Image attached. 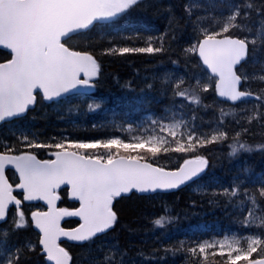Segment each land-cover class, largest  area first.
<instances>
[{"label":"snow or ice","instance_id":"obj_1","mask_svg":"<svg viewBox=\"0 0 264 264\" xmlns=\"http://www.w3.org/2000/svg\"><path fill=\"white\" fill-rule=\"evenodd\" d=\"M141 3L142 0H0V47L8 50L10 57L0 62V124L23 117L41 101H58L73 93L85 95L94 88L100 64L92 53L76 50L71 44L73 37L101 22L115 21ZM200 7L190 3L185 5V12L191 18ZM253 14L258 18L255 23ZM196 21L199 38L184 51L199 58L198 66L206 71L207 78L193 77L195 84L187 86L182 77L177 78L174 95L201 105L200 93L213 89L228 101L243 102L254 97L264 106V89L259 94L248 88L242 90V85L251 79L264 82V75L249 76L238 67L248 61L250 46L254 55L258 44H264V0H244L230 5L227 15L216 17L209 13L197 16ZM237 32L250 35L239 36ZM164 35L148 37L144 47H113L107 54L163 53ZM99 107L98 103L88 105L90 111ZM244 111L252 113L242 117L249 124L264 118V112L256 109ZM230 114L221 109L220 123L207 133L191 121L173 116L152 119L147 135L131 138L52 137L41 141L22 131L19 135L13 133L11 143L0 141V222L7 224L11 220L13 233L30 226L38 230L36 242L11 246L7 242L9 231L2 230L5 239L0 241V264H29V257L36 252L48 264H75L64 241L93 242L114 229L118 223L113 207L117 198L133 191L174 190L199 178L208 167V159L198 154L199 150L229 138L222 124ZM240 135L237 132L229 145L231 156L252 150L239 139ZM34 149L50 150L54 158L38 159ZM161 153L180 154L183 163L175 170L157 166L155 161ZM9 168L18 173L15 185L7 175ZM237 181L219 195L230 201L237 198L234 202L242 210L247 205L241 226L258 232L224 234L222 238L193 241L189 246L181 242L175 251L187 253L190 264H210L209 257H219L222 264H264V215H257L258 209L264 212L260 209L264 176L252 181L260 185L254 189L243 187L239 177ZM61 186H70L78 207H57ZM31 201L45 202L47 210L37 209L26 216L22 204ZM65 217L79 218L80 223L75 228H65L61 223ZM167 220V215H161L153 223L163 227ZM126 257L118 245H111L103 259L94 258L92 264H128Z\"/></svg>","mask_w":264,"mask_h":264},{"label":"trees","instance_id":"obj_2","mask_svg":"<svg viewBox=\"0 0 264 264\" xmlns=\"http://www.w3.org/2000/svg\"><path fill=\"white\" fill-rule=\"evenodd\" d=\"M244 0H142V3L115 21L101 22L89 30L73 37L71 44L76 50L92 53L100 64V73L93 79L95 87L85 95H71L51 103L39 102L26 115L10 123L0 124V141L11 143L20 132H27L39 140L57 139L68 134L71 137L89 138L105 136L109 119L114 108L124 107L135 117H166L174 109L181 111L197 129L210 132L220 123L221 109L231 114L223 119L222 130L228 133V139L200 149V155L208 159V167L201 176L191 184L169 192L161 191L152 194L133 192L114 201V210L118 214V223L114 229L101 235L93 242H69L64 246L73 255L75 264H92L93 259H103L111 245H118L127 253L128 264H190L187 253L175 251L183 242L186 246L193 241H201L211 236L222 237L231 230L246 235L256 228H244L241 221L247 211L237 207L229 198L219 195L223 189H231L239 177L243 187L254 189L260 185L253 184L256 177L264 176V118L253 120L250 124L245 115H251L256 109L264 112L260 101L246 100L238 104L219 99L217 92L209 89L200 93L202 104L193 105L173 93L174 81L183 78L185 85L195 84L193 77L206 79L199 58L186 54L188 48L199 38V27L196 17L209 13L216 17L227 15L229 6L243 3ZM200 4L191 18L185 12V5ZM258 18L253 14V23ZM171 22V23H170ZM203 26V25H201ZM167 34V35H164ZM239 36L248 33H236ZM164 35L163 53H128L110 55L107 50L113 47H144L148 37ZM7 50L0 48V62L9 59ZM175 62V63H174ZM240 68L242 73L259 77L264 75V44H258L252 54ZM166 80L168 82H166ZM242 88H248L255 94L264 89V82L251 79ZM83 97V98H82ZM100 104L99 108L90 111L89 104ZM195 116V120L192 117ZM95 120L104 122L100 128L93 127ZM247 128V131H243ZM237 132L239 139L250 145L251 151H240L231 156L233 137ZM40 159H51L50 150L34 149ZM156 164L165 168H178L183 163L180 154L161 155ZM10 181L15 185L18 174L8 170ZM61 207L69 209L79 206V202L68 196V187L58 191ZM242 198V197H241ZM259 200V198H258ZM194 205V206H191ZM22 209L26 216L31 211L46 210L41 202H25ZM264 209V202H260ZM264 215V212L257 210ZM161 215L168 220L163 227L154 225L153 221ZM80 223L78 218L66 217L65 227H75ZM11 220L0 224V241L5 238L2 230L7 229V242L22 244L36 242L37 233L34 227L18 230L10 229ZM170 249V251H165ZM255 255V254H254ZM210 264H222L219 257H209ZM29 264H48L39 253H32Z\"/></svg>","mask_w":264,"mask_h":264},{"label":"rangeland","instance_id":"obj_3","mask_svg":"<svg viewBox=\"0 0 264 264\" xmlns=\"http://www.w3.org/2000/svg\"><path fill=\"white\" fill-rule=\"evenodd\" d=\"M83 98V97H82ZM174 118L179 120L183 119L186 121H189V119L179 110L174 109L173 112L166 116L168 118ZM165 117H159V116H146V117H135L132 114H130V111L126 110L124 107L114 108L113 112L110 114L109 119L105 121V123L108 124V130L109 132L105 136H92L89 138H78L77 136L71 137L68 134L62 135V137H69V138H77L81 140L91 139V138H105V137H111V136H121V137H127L131 138L132 136H139V135H147L148 131L146 129L150 130L151 125L150 121L152 119H164ZM167 122V120H165ZM131 125V129L129 126ZM104 126V122L101 120H95L93 123V127L100 128ZM257 215L261 216L262 214L257 211ZM255 230H250V232L246 235L256 233ZM232 233H239L236 230H231L226 232L225 234H228L231 236ZM240 234V233H239ZM214 238H222L218 236H211L206 239H214Z\"/></svg>","mask_w":264,"mask_h":264},{"label":"water","instance_id":"obj_4","mask_svg":"<svg viewBox=\"0 0 264 264\" xmlns=\"http://www.w3.org/2000/svg\"><path fill=\"white\" fill-rule=\"evenodd\" d=\"M0 48L3 49V47H0ZM4 50H6V49H4ZM7 51H8V50H7ZM4 62H5V61H4ZM243 63H244V62H242V64H243ZM242 64H241V65H242ZM241 65H240V66H241ZM240 66H238V67H240ZM91 89H92V88H91ZM91 89H88L87 92L90 91ZM242 90H243V89H242ZM73 94H75V93H73ZM73 94H70V95H73ZM70 95H68V96H70ZM218 96H219V95H218ZM66 97H67V96H66ZM64 98H65V97H64ZM219 98L222 99V100H226L225 98L220 97V96H219ZM248 99H255V98L253 97V98H248ZM248 99H246V100H248ZM226 101H228V100H226ZM47 102H52V101H47ZM229 102H231L232 104H237L238 102H241V101H237V102L229 101ZM34 107H35V106H34ZM34 107H33V108H34ZM27 113H28V112H27ZM27 113H26V114H27ZM37 158H38V157H37ZM38 159H39V158H38ZM156 165H157V164H156ZM157 166H160V165H157ZM160 167H161V166H160ZM9 169H11V168H9ZM9 169H8V170H9ZM165 169H167V170H175L176 168H175V169L165 168ZM12 170H14V169H12ZM7 172H8V171H7ZM7 175H8V174H7ZM9 180H10V179H9ZM195 180H196V179H195ZM195 180H194V181H195ZM10 182H11V181H10ZM192 182H193V181H190V182H188L187 184L182 185L180 188H183V187L187 186L188 184H190V183H192ZM62 187H65V186H61V188H62ZM67 187H69V197H70L71 199H73V198L71 197L70 186H67ZM180 188H178V189H180ZM174 190H176V189H174ZM160 191L168 192V191H173V190H158L157 192H160ZM133 192H134V191H133ZM133 192H132V193H133ZM155 193H156V192H155ZM14 194H15V193H14ZM129 194H131V193H129ZM129 194H125V195H129ZM141 194H152V193H141ZM122 196H123V195H122ZM73 200H74V199H73ZM41 202L45 204V202H43V201H41ZM45 205H46V204H45ZM46 206H47V205H46ZM57 207H60V201H57ZM63 221H64V220H63ZM63 221L61 222V223H62V226H63ZM1 223H3V222H0V224H1ZM63 227H64V226H63ZM76 227H77V226H76ZM65 228H68V227H65ZM72 228H75V227H72ZM68 229H71V228H68ZM65 241H67V240H65Z\"/></svg>","mask_w":264,"mask_h":264},{"label":"bare ground","instance_id":"obj_5","mask_svg":"<svg viewBox=\"0 0 264 264\" xmlns=\"http://www.w3.org/2000/svg\"><path fill=\"white\" fill-rule=\"evenodd\" d=\"M171 169H172V168H171ZM191 206H194V205L191 204Z\"/></svg>","mask_w":264,"mask_h":264}]
</instances>
